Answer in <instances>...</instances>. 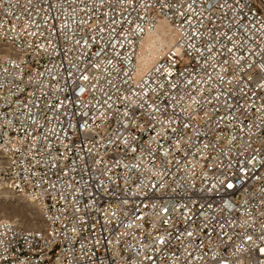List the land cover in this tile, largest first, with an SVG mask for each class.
<instances>
[{
    "label": "built area",
    "instance_id": "obj_1",
    "mask_svg": "<svg viewBox=\"0 0 264 264\" xmlns=\"http://www.w3.org/2000/svg\"><path fill=\"white\" fill-rule=\"evenodd\" d=\"M0 182V264H264V0H0Z\"/></svg>",
    "mask_w": 264,
    "mask_h": 264
},
{
    "label": "rangeland",
    "instance_id": "obj_2",
    "mask_svg": "<svg viewBox=\"0 0 264 264\" xmlns=\"http://www.w3.org/2000/svg\"><path fill=\"white\" fill-rule=\"evenodd\" d=\"M0 220H10L27 229L42 226L38 207L28 198L17 195L7 187L6 190L0 189Z\"/></svg>",
    "mask_w": 264,
    "mask_h": 264
},
{
    "label": "bare ground",
    "instance_id": "obj_3",
    "mask_svg": "<svg viewBox=\"0 0 264 264\" xmlns=\"http://www.w3.org/2000/svg\"><path fill=\"white\" fill-rule=\"evenodd\" d=\"M176 42L175 32L171 25L161 20L156 28L147 33L141 42L138 50L137 65L138 70L142 71L161 58L168 47ZM0 189L6 190L3 183L0 182Z\"/></svg>",
    "mask_w": 264,
    "mask_h": 264
}]
</instances>
